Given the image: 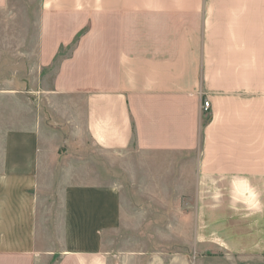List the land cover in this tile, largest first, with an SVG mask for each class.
<instances>
[{
  "label": "crops",
  "instance_id": "1",
  "mask_svg": "<svg viewBox=\"0 0 264 264\" xmlns=\"http://www.w3.org/2000/svg\"><path fill=\"white\" fill-rule=\"evenodd\" d=\"M39 6L38 67L52 76L44 90L80 143L161 203L170 199L158 188H176L178 204L216 188L226 218L245 226V250L262 248L264 0ZM42 141L37 129L5 133L0 264H134L138 249L111 260L101 243L121 213L119 194L101 181L74 185L65 166L55 177L57 152Z\"/></svg>",
  "mask_w": 264,
  "mask_h": 264
},
{
  "label": "rangeland",
  "instance_id": "2",
  "mask_svg": "<svg viewBox=\"0 0 264 264\" xmlns=\"http://www.w3.org/2000/svg\"><path fill=\"white\" fill-rule=\"evenodd\" d=\"M0 1V148L7 131L37 129L41 146L57 152L55 177L62 178L65 166L74 185L101 181L119 194V218L100 236L111 260L138 249L133 252L138 256L134 264H146L152 256L160 258L155 264H264V246L245 250V226L242 220L226 218L228 202H222L226 196L216 188L202 187L198 204L195 196L178 204L176 188H158L170 199L161 203L148 195L151 189L133 185L126 173L110 167L89 141L80 143L75 128L59 113L57 101L44 90L52 76L39 69L36 56L41 0ZM235 207L241 214L245 202ZM215 209L223 216L212 219ZM232 223L236 225L227 228Z\"/></svg>",
  "mask_w": 264,
  "mask_h": 264
},
{
  "label": "built area",
  "instance_id": "3",
  "mask_svg": "<svg viewBox=\"0 0 264 264\" xmlns=\"http://www.w3.org/2000/svg\"><path fill=\"white\" fill-rule=\"evenodd\" d=\"M208 107H209L208 101L204 100L203 101V104H202V110H203V112H207Z\"/></svg>",
  "mask_w": 264,
  "mask_h": 264
}]
</instances>
